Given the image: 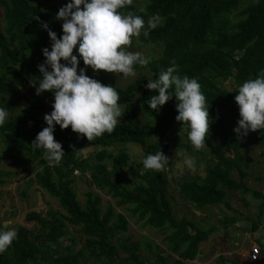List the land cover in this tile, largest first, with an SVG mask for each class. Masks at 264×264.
I'll return each mask as SVG.
<instances>
[{
    "label": "trees",
    "instance_id": "1",
    "mask_svg": "<svg viewBox=\"0 0 264 264\" xmlns=\"http://www.w3.org/2000/svg\"><path fill=\"white\" fill-rule=\"evenodd\" d=\"M48 1L42 8L31 0H0V107L9 111L8 120L0 127V145L6 152L16 154L11 159L23 167V172L33 165L42 168L30 183L57 200L62 210L51 209L46 216L42 211H28L25 219L32 226L18 227L17 238L0 253V264H185L197 259L201 245L219 232L220 226L211 224L203 229L188 219L176 218L170 199L174 195L170 194L164 169L146 170L132 188L127 187L119 175L129 166L131 153L127 146L116 155L109 150L117 144H135L146 155L160 150L170 161L171 147L165 142L166 135L173 127L183 126L175 119V96L159 111L151 110L147 100L157 93L145 85L173 61L179 66L181 77L187 75L200 83L210 118L206 146L211 161L207 162L205 177L175 179L181 200L203 214L213 207L223 212L225 217L219 223L226 231L225 240L229 228L238 220L236 215L250 220L233 207L232 194L252 192L262 201L264 214V192L247 184L251 164L241 151L242 141L234 133L232 122L233 116L240 119L234 100L239 86L264 72V0H132L131 5L120 10L122 13L140 15L146 24L150 17L157 16L159 23L147 36L141 30L128 46L137 45L141 51L154 46L160 55L150 58L147 66L135 65L141 76L126 88L118 86L112 73L87 68L86 75L117 90L118 103L124 105L123 122H118L111 134L92 141L72 132L70 127L61 130L55 126L54 139L65 153L55 165L43 159L41 149L32 146L38 132L47 126L44 109L54 101L53 93L37 95L33 86L42 78L37 67L45 59L42 49H51L48 32L41 25L47 23L57 38L62 35L63 21L55 17L65 4ZM73 54H77L75 48ZM81 67H86L82 60L78 72ZM23 90L29 91L28 96ZM212 131L218 142L211 136ZM248 135L256 139L264 157V130ZM76 172L80 177H76ZM11 176L13 172L0 169V187ZM78 178L87 187L84 203L74 188ZM101 194L115 200L131 218L164 234L170 254L153 253L148 247L145 251L151 250L152 257L143 259L137 244H122L119 248L116 239L129 230V217L116 213L111 203L104 207ZM244 201L249 207L246 197ZM259 226L258 222L253 223L251 231ZM78 243H83L79 250ZM121 250L129 255L122 257ZM258 264H264V260Z\"/></svg>",
    "mask_w": 264,
    "mask_h": 264
},
{
    "label": "clouds",
    "instance_id": "2",
    "mask_svg": "<svg viewBox=\"0 0 264 264\" xmlns=\"http://www.w3.org/2000/svg\"><path fill=\"white\" fill-rule=\"evenodd\" d=\"M131 4L132 0H69L55 17L63 21L59 38L47 23L41 25L48 32L51 49H42L45 59L37 66L42 78L33 86L37 95L45 91L53 93L54 101L52 111L43 117L47 126L38 132L32 146L42 150L43 159L48 163L59 164L65 155L62 145L54 139L56 125L61 130L70 127L72 132L92 141L105 133L111 134L120 121L123 113L118 103L119 93L112 85L86 75V70L90 67L93 72L102 70L127 78L136 75L135 65L143 67L150 63V58L141 52L129 51L126 46L132 43L133 37L140 35L141 30L147 36L155 29L159 17H150L146 24L142 16L120 11ZM81 60L86 67L79 68L78 72ZM145 87L157 93L147 100L148 107L155 111H159L174 94L178 113L175 119L183 125L181 131L187 132L194 150L207 147L209 111L196 78L181 77L179 66L173 61L155 79L147 80ZM234 100L240 117L234 133L247 136L249 132L264 130V72L244 81ZM8 118V109L0 107V127ZM136 159L134 155L133 160ZM138 159L143 170L160 172L169 165V158L160 150L155 154H140ZM185 167L195 168L192 157L185 155L183 161L177 163L181 174ZM17 235L15 229L8 227V222L0 224V253L11 246Z\"/></svg>",
    "mask_w": 264,
    "mask_h": 264
},
{
    "label": "rangeland",
    "instance_id": "3",
    "mask_svg": "<svg viewBox=\"0 0 264 264\" xmlns=\"http://www.w3.org/2000/svg\"><path fill=\"white\" fill-rule=\"evenodd\" d=\"M34 4H37L41 6L42 8H45L50 1L48 0H31ZM57 2L58 4H66L69 2V0H55L52 3ZM0 18H3V11L0 10ZM129 51L132 52H141L143 55H145L148 58L152 57H158L160 55V51L158 48L154 46H150L146 48L144 51H141L138 46L130 47L126 46ZM112 78H116L118 82V86L122 88L128 87L130 84H132L138 77L141 76L140 73H136L135 76H129L127 78H124L122 74H114L112 73ZM232 89V87H227ZM25 95L28 96L29 91L23 90ZM52 111L51 105H47L44 109V115L47 113H50ZM121 111L123 113L122 117L120 118L119 122H123V117L125 115L124 113V105H121ZM233 122V128L237 127V121L239 120L235 116ZM58 126V125H56ZM183 126L180 127H173L169 130L168 134L166 135L165 142H168L170 144V151H168V154L170 155V165H167L164 170L165 174L172 175L173 178L171 179L169 183L170 188V194L174 195L173 197H170L172 201V207L174 209L175 215L177 219H188L190 220L195 226L201 227L203 229H207L211 227V224H214L216 226H220V231L217 232L219 234H222L224 236H227L225 234V230L222 229V225L219 223V221L223 220L225 217V214L223 212H220L219 209L216 207L210 209L206 212V214H203L199 211H196L195 208L190 205L187 202H184L181 200L179 196V188H177L175 177H179V179H182V177H185V171L184 174L181 175L177 173V163H181L183 161V157L190 156L193 158L195 162V168L194 169H203V172L200 173V176L205 177L206 170L207 169V162L209 161V149L208 147L202 148L199 151L192 150V152L189 151L190 147L192 145L187 139V132L181 131ZM211 136L213 139L218 142V139L215 138V132H211ZM241 138V151L251 164L250 169H248L249 176L246 179L248 186L251 189L257 190L259 192H264V157L261 156L262 150L259 148V146L256 145V139L253 136H240ZM125 144H117L114 148H109L110 151H112L115 155L118 154L120 151V148L124 146ZM137 147V148H136ZM189 148V149H188ZM102 148H99L98 150H101ZM131 162L129 166L123 170L122 175H119L120 179L126 184L127 187L132 188L140 179V173L145 172L143 170L142 164L139 162V155L144 154L146 155L143 150L139 146L131 147ZM133 150V151H132ZM90 153H93L92 151ZM16 155L13 152H6L3 148V146L0 145V169L7 171V172H13L14 176L7 178V183L4 186L0 187V224H3L4 222H8V227L18 230V227L22 224H26L29 227L32 226V224L28 221H26L25 216L28 213V211H42L43 216H46V213L51 210H62L59 206V203L54 198H51L47 192H45L43 189L38 187L36 184H31L30 179L34 178L36 173L38 171H41L42 168H40L37 165H33L30 167V170L28 172H23L22 166H17L12 161L11 157ZM136 156L137 159L134 161L133 156ZM97 156V153L93 154L92 160L95 159ZM107 163L111 164V161H108ZM141 169V170H140ZM169 169L170 171H168ZM185 169H188L185 167ZM77 176L80 177V173H75ZM163 176V173H161ZM74 188L78 194L79 199L82 201V203L85 202V192L87 191V187L84 182L81 181L80 178L76 179L74 182ZM95 192L99 193L98 190L95 189ZM103 197V206L106 207L107 203H111L115 207L116 213H124L126 216L129 217V230L125 233H121L117 239H116V245L121 248L122 244H137L139 247L138 253L142 255L143 259L145 258H151L152 257V251L153 253L162 252L164 251L165 254H170L168 251L167 242L165 241V235L162 234L159 230L147 225L145 222H139L135 218H131L128 211L125 210V208L118 207L116 205V201L111 199L110 197H106L104 194H101ZM244 197H246L247 201H255L256 205H252L250 207H247L246 202L244 201ZM230 200L232 202L233 207L239 209L242 213H245L247 216L252 215L254 216V211L259 208L260 203H262L260 200H257L252 192L249 191H242L237 192L235 194H232L230 197ZM258 204V205H257ZM232 214V213H231ZM263 219L260 221L261 223V229H264V215L262 216ZM236 218L238 221L243 222L242 225H247L244 227L247 228L250 225L246 224L248 220H246L243 216L236 215ZM259 219V218H258ZM257 219V220H258ZM234 228V226L232 227ZM231 227L228 230V235H230V231L232 229ZM252 229V228H251ZM251 229H248L247 231H250ZM72 230V228H71ZM75 233L78 231L77 229L73 230ZM216 237L215 241L217 239L221 240L218 234H214ZM233 236V235H232ZM83 238L85 242V238L83 236H80ZM79 237V238H80ZM211 239V238H210ZM239 245L237 246V252L233 253L230 256V253L226 251L227 248L224 246L228 244L226 243V240L223 238L224 245L222 247H219L217 251H215L210 257L201 258V260H197L196 262H186L185 264H245V260L248 259L249 251L251 247L257 245L252 244L249 242V240L239 239ZM221 243V242H220ZM205 246H204V245ZM202 245L204 247V250L209 251V244L208 241L204 242ZM260 246V245H259ZM83 247V243H78L77 250L81 249ZM150 247L152 249L149 251H145ZM216 248V246H215ZM262 248V247H261ZM217 252V253H216ZM220 254V255H217ZM120 255L122 257L129 255L127 252H124L121 250ZM173 260V259H171ZM89 264H95L93 262Z\"/></svg>",
    "mask_w": 264,
    "mask_h": 264
},
{
    "label": "crops",
    "instance_id": "4",
    "mask_svg": "<svg viewBox=\"0 0 264 264\" xmlns=\"http://www.w3.org/2000/svg\"><path fill=\"white\" fill-rule=\"evenodd\" d=\"M115 146H113L112 148H114ZM126 146H127V149L129 150V152L131 153L130 148L131 147L138 146V145H135V144H127V145L122 146V148H124ZM122 148H120V150ZM167 170L170 171L169 169H167ZM184 171H185V177H190V176L200 175V173L203 172V169H199V172H198V169H192V170L184 169ZM184 171L181 174L178 171V169H177V173H179L181 175L184 174ZM172 178H173L172 175H169L168 176L169 182L171 181ZM176 178H179V177H175V179ZM182 178H184V177H182ZM252 205H256V203H255L254 200L253 201H249V207L252 206ZM261 205H262V203H260L259 208L254 211V216H252V215H249L248 216L250 218V220L248 222H246V224H249L250 225L249 227H247V228L244 229V227L247 226V225H242L244 223L243 222H240L238 220L236 221V223L234 225V228L231 227L232 228L231 231H230L231 233H230V235H228V237L226 239V243L228 244V246L227 245L224 246L225 248H227L226 251H228V253H230V256L233 253H236L237 252V249H238L237 246L239 245V241H238L239 239H243V241L246 239V240H249V242H251L252 244L260 245L262 247L263 251H264V229H261V224H260L261 222H259V220H262L263 219L262 216L264 215L263 213H261ZM257 222L260 225L258 230H256L255 232H252L251 230L250 231H247L248 229H251L252 228V224L253 223H257ZM214 234H218L219 235L218 238H220L221 240L217 239V241H215L216 237L214 236ZM214 234L211 236V239L208 241V243H210L209 244V251L204 250V247H203L204 244L201 245L199 256L197 257V259L195 261H192V262H196L197 260H201V258H204V257H206V258L210 257L215 251H217V249L219 247H222V245H224L223 238L225 236L222 235V234H219V233H214ZM215 246H216V248H215ZM217 255H220V254H217ZM245 264H251V263L247 259V260H245ZM256 264H258V263H256Z\"/></svg>",
    "mask_w": 264,
    "mask_h": 264
},
{
    "label": "built area",
    "instance_id": "5",
    "mask_svg": "<svg viewBox=\"0 0 264 264\" xmlns=\"http://www.w3.org/2000/svg\"><path fill=\"white\" fill-rule=\"evenodd\" d=\"M264 260V251L262 250L261 246L255 245L251 247L248 255V261L251 264L260 263Z\"/></svg>",
    "mask_w": 264,
    "mask_h": 264
}]
</instances>
